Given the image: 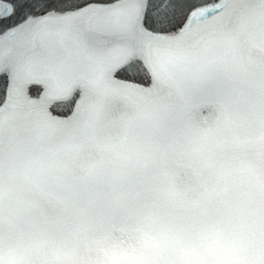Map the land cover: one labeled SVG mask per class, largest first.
Instances as JSON below:
<instances>
[{
    "label": "snow or ice",
    "instance_id": "1",
    "mask_svg": "<svg viewBox=\"0 0 264 264\" xmlns=\"http://www.w3.org/2000/svg\"><path fill=\"white\" fill-rule=\"evenodd\" d=\"M0 264H264V0H0Z\"/></svg>",
    "mask_w": 264,
    "mask_h": 264
}]
</instances>
